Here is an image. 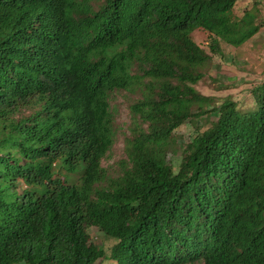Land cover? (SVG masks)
Wrapping results in <instances>:
<instances>
[{
	"label": "trees",
	"instance_id": "1",
	"mask_svg": "<svg viewBox=\"0 0 264 264\" xmlns=\"http://www.w3.org/2000/svg\"><path fill=\"white\" fill-rule=\"evenodd\" d=\"M238 1L0 0V264H97L91 227L116 264H264V82L246 108L195 88L212 62L195 31L214 55L264 26ZM115 92L132 135L111 177Z\"/></svg>",
	"mask_w": 264,
	"mask_h": 264
},
{
	"label": "rangeland",
	"instance_id": "2",
	"mask_svg": "<svg viewBox=\"0 0 264 264\" xmlns=\"http://www.w3.org/2000/svg\"><path fill=\"white\" fill-rule=\"evenodd\" d=\"M256 8L259 21L264 24V0H239L234 10L235 18L242 17L246 9ZM233 21V18L230 20ZM192 39L204 51L212 56V62L206 70L205 77L196 85V90L206 97H211L220 105L226 99H232L240 108L253 104L251 91L264 82V26L252 40L239 48L219 42L220 53L212 54L211 37L205 31L198 30L192 34ZM131 98L124 92H115L110 97V108L113 126L116 132L115 144L107 157L102 161V167L111 177H117L121 172L122 161L126 159L125 141L131 137V117L129 106ZM217 115L212 114L180 127L174 134L173 141L182 148L190 143L196 134L205 131L210 123L217 121ZM181 152H170L168 162L171 170L176 173L181 163ZM21 185L19 193L25 189ZM91 243L101 248L105 258L97 264H116L111 258L112 250L117 244L114 239L107 238L98 228L88 229Z\"/></svg>",
	"mask_w": 264,
	"mask_h": 264
}]
</instances>
